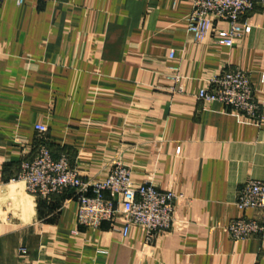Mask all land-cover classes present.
Returning a JSON list of instances; mask_svg holds the SVG:
<instances>
[{"label": "crops", "instance_id": "0c3cea01", "mask_svg": "<svg viewBox=\"0 0 264 264\" xmlns=\"http://www.w3.org/2000/svg\"><path fill=\"white\" fill-rule=\"evenodd\" d=\"M192 8L0 3V264H264V233L234 239L227 228L254 216L239 196L249 180L264 181V5L247 13L252 31L231 47L189 34ZM231 67L248 72L258 117L198 97ZM37 124L49 127L54 156L68 154L84 177L103 179L120 159L137 183L178 195L172 228L151 243L141 226L124 236L121 219L87 229L73 191L29 194L13 178L36 153Z\"/></svg>", "mask_w": 264, "mask_h": 264}, {"label": "built area", "instance_id": "2783aa9c", "mask_svg": "<svg viewBox=\"0 0 264 264\" xmlns=\"http://www.w3.org/2000/svg\"><path fill=\"white\" fill-rule=\"evenodd\" d=\"M17 1L22 4L25 0ZM258 5H264V0H193L192 11L186 18L187 32L196 41L215 39L218 44L231 47L251 33L252 26L245 17ZM218 22H228L230 29H218ZM173 55L171 51V57ZM179 78L178 74L172 76L177 82ZM198 97L232 106L252 118L259 116L260 105L250 76L239 67L215 75ZM36 130L39 140L36 153L21 161L20 170L13 178L14 182H23L29 194L48 198L73 191L78 201V226L87 229H98L104 222L115 228V223L121 219L124 236L129 235L133 226H141L146 230L147 242L151 243L160 233L172 228L178 195L161 190L152 181L137 183L131 168L120 159L107 163L103 179L86 178L73 167L68 154L54 156L46 138L47 125L37 124ZM238 206L255 214L231 220L227 227L230 236L247 239L262 235L264 181L249 180L240 193Z\"/></svg>", "mask_w": 264, "mask_h": 264}]
</instances>
